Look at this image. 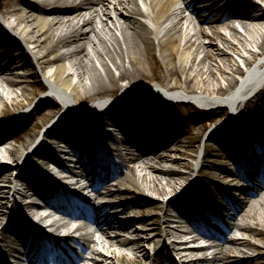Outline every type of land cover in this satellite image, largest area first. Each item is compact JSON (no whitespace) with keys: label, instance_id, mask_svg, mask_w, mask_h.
<instances>
[{"label":"bare ground","instance_id":"1","mask_svg":"<svg viewBox=\"0 0 264 264\" xmlns=\"http://www.w3.org/2000/svg\"><path fill=\"white\" fill-rule=\"evenodd\" d=\"M126 1L129 5H124V0H0V26H3L0 37L5 35V39L0 38V128L3 116L18 111L24 118L4 126L16 129L24 125L25 133L20 143L8 147L5 153L0 150V182L10 183L12 196L20 193L19 182H26L22 198L18 203L14 199L12 208L5 201L8 199L5 185H0V258L7 256L14 244L19 245L26 237L29 248L34 237L41 236L61 245L69 259L74 254V263L68 261V264L88 260L84 253L91 250L95 254L97 249L91 244L96 243L103 246L110 264H143L146 258L160 260L161 264H177L165 252L166 239L174 237L172 251L180 255L183 264H264V246L252 241L253 237L264 240V187L260 183L261 165L264 168V87L244 103L232 100L237 94L245 98L248 88H241L249 87L250 82L254 84L251 94L264 82V69L260 68V62L255 63L264 53V0H146L148 11L136 0ZM179 2L182 3L179 5ZM110 3H113L112 9H109ZM202 5L207 11H213L212 14L202 12L199 8ZM185 11H190V15H185ZM139 16H149L152 24ZM12 19L10 28L6 24ZM20 27H23L21 31ZM107 28L120 31L121 39L106 50L114 67L103 60L99 68L89 48L97 47L98 40L103 41L101 31ZM190 28L193 32L188 31ZM239 28L245 36L239 34ZM63 46L66 49L61 53L59 49ZM238 49L245 51L241 54L244 64L238 62L230 68L228 63L233 54L229 50L237 52ZM68 57L73 59L70 67L64 62ZM262 63L264 67V59ZM34 84L38 87L36 91L28 88ZM143 85L145 92L137 88ZM47 87H51L52 93L36 98L39 89ZM146 93L157 97L195 94L204 103L212 100L199 94L220 95L223 97L213 99L214 103L232 100L233 107L242 109L232 121L202 141L206 125L196 129V122H202L200 109L189 122L183 115L185 103L174 105L157 98L146 103L122 104L134 95ZM117 95L124 100L101 110L96 122V114L75 120L73 125H66L63 133H50L54 139L52 145L41 142L33 149L40 129L55 118L58 102L67 107L65 110L73 111L89 104V99L90 106L98 108L105 102L112 103L114 100L109 98ZM186 106L194 108V105ZM127 111L152 114L151 121L159 127L150 126V120L147 122L141 116L130 117ZM209 118L214 122L217 119L214 114ZM52 121L57 122L58 118ZM100 123L119 129L125 141L103 131L111 148L96 160L94 151L99 148L100 140L92 135L99 131ZM164 124L170 126L166 135ZM89 127L96 132L88 134ZM176 128L181 133L177 140L169 142L172 131L173 136L177 135ZM46 133L49 132L42 131L43 137ZM3 135L0 132V139ZM21 137L19 134L18 140ZM88 139L90 146L72 169L64 163L69 159L68 151H53L57 142L80 148L89 145ZM226 140L225 146L221 141ZM101 141L105 144V140ZM251 142L260 146L256 147L257 153L250 151L248 143ZM110 151V158L121 160L120 168L112 175H109L110 160H103ZM189 158L197 162L196 166ZM47 159L57 161L58 169L68 173L69 178L49 168ZM241 166L246 168L245 174L240 171ZM39 168L50 173L56 186L51 179L47 181ZM30 169L38 172L42 184L34 185L28 175ZM14 171L16 175L12 177ZM194 171H198L196 180L186 189L184 185L192 181ZM112 178L117 179L116 186L112 185L114 188ZM59 182L66 184L60 183L62 187L79 189L80 194L85 192L92 206L78 212L73 210L76 213L70 210L73 213L70 214L68 207L73 208L72 203L82 197L68 194L70 200L63 202L61 199L67 195L61 196L55 188ZM13 183H17L16 189ZM171 192L177 195L168 199L164 208L159 197ZM32 195L56 197V206L61 211L42 213L43 207L31 200ZM129 195L136 198L125 203L122 198ZM179 204L184 210H178ZM10 211L12 217L8 215ZM174 211L180 212L184 221L177 219ZM137 212L140 215L133 221L120 220ZM208 212L212 217L209 223L224 232L198 226V217L206 218ZM226 214L231 215L228 222L222 218ZM134 222L142 227H136ZM195 230L202 232L194 234ZM240 230L248 235L236 237ZM95 234L99 242L94 239ZM250 250L257 253L250 255ZM22 251L35 256L38 250L31 254L24 248ZM90 259L95 264H103L95 256Z\"/></svg>","mask_w":264,"mask_h":264},{"label":"rangeland","instance_id":"2","mask_svg":"<svg viewBox=\"0 0 264 264\" xmlns=\"http://www.w3.org/2000/svg\"><path fill=\"white\" fill-rule=\"evenodd\" d=\"M138 3H139V5H140V7L142 8V9H144V11H148L150 8H149V5H147L146 4V0H136ZM257 2H260V0H257ZM182 2H179V5L181 4ZM129 5L128 3H127V1L126 0H124V5ZM131 9L134 7L132 4H131ZM113 8V3H110L109 4V9H112ZM200 9H202L203 11L202 12H205V14L206 15H210V14H212V12L213 11H207L206 10V6H204V5H202V6H200L199 7ZM190 11H185V15H190ZM114 16V15H113ZM139 18L141 19V20H143V21H146V22H148L149 24H152V22H151V18L148 16V17H143V16H139ZM100 19L98 18V21H99ZM14 22V20L12 19L11 20V22L9 23H7L6 25H8L10 28L13 26L12 25V23ZM111 24V23H110ZM263 24H264V22H263ZM80 25H81V22H80ZM101 26V25H100ZM22 28L23 27H20L19 28V31H21L22 30ZM191 30V28L188 30V31H190ZM191 32H193L192 30H191ZM223 32L224 33H226L227 34V36L229 37L230 35H229V32L227 31V30H223ZM239 34L241 35V36H245L246 35V33L244 32V30L242 29V28H239ZM21 33V32H20ZM101 34H102V38H103V41H99L98 40V45H97V47H95V48H93L92 46H90V48H89V50H90V53H91V57L93 58V60H94V62H95V64L99 67V68H102V65H101V62L103 61V60H105L106 62H108L112 67H114L113 65H112V62L109 60V58L107 57V55H106V50L107 49H109V48H107V47H109L111 44H113V43H115L116 45H117V43H116V41L118 42V39H121V33H120V31H118V30H115V31H110L108 28L106 29V30H103V31H101ZM23 35V34H22ZM0 38H3V39H5V35H1V37ZM23 39H24V35H23ZM219 45L221 46V47H223L224 45L221 43V42H219ZM65 49H66V47H61L60 49H59V52H64L65 51ZM229 52H231L232 54H233V57H232V59H231V62L230 63H228V66L230 67V68H232V67H234V66H236V64H238V62H240L239 64H241V65H243L242 64V62H241V59H242V57H241V54H243V53H245V51L243 50V49H238L237 50V52H234V51H231V50H229ZM100 54H102V56H103V58H101V56H100ZM260 56H261V54H260ZM259 56V57H260ZM156 58H158V56L156 57ZM159 59V58H158ZM72 58L71 57H68L67 59H65L64 60V62H65V64L67 65V66H69L70 67V64L72 63ZM161 63V62H160ZM53 70V69H52ZM73 79L76 81L77 80V77L75 76V75H73ZM145 86L143 85V86H139V87H137V88H142V89H145L144 88ZM147 87H149V86H147ZM28 88L30 89V90H38L37 88L38 87H36L35 86V84L34 85H29L28 86ZM118 93V92H117ZM41 94V89H39V92L37 93V95L36 96H39ZM203 95H206V96H209L208 94H203ZM211 96H213V97H216V96H219V95H211ZM143 97H145L146 99L147 98H151V101L153 100L152 99V97H154L153 95H151V94H148V95H144ZM87 102L89 103V104H91V102H92V100L91 99H89V100H87ZM175 105V104H174ZM186 105H188V104H185V106H183V108H184V114L183 115H185L187 118H188V120H189V122H192L193 120L191 119V117H192V115L193 114H196V113H199L200 111L198 110V109H188L187 108V106ZM50 106V105H49ZM242 109V108H241ZM49 111L51 110V106L49 107V109H48ZM197 110V111H196ZM225 110H223V111H221V110H213V111H210L209 113H207V114H205V113H202L201 114V120H202V122H200V121H198V122H196L197 124H196V129L198 130V129H201L202 128V126H203V124H205L206 125V128L204 129V131H203V133H202V141H203V139L205 140L207 137H208V135L209 134H211V132H213V130H214V128H215V126H217L218 125V122H222V121H224V120H227V119H224L226 116H227V111H226V113L224 112ZM16 113V112H15ZM15 113H13V114H11V115H14ZM212 114H214L216 117H217V119H216V121L214 122V121H212V119L210 120V116L212 115ZM237 116V115H236ZM3 117H5V116H3ZM83 117H80V118H77L76 120H83L82 119ZM231 118V121H232V117H230ZM84 122V121H83ZM224 122H226V121H224ZM74 122H71V125L73 124ZM89 125V124H88ZM22 126V127H21ZM19 125L17 128H20L18 131H16V132H14V133H16L15 135H13V137H17L19 134H22V137L17 141V144L18 143H20L21 141H22V139H24L25 138V133H23V127H24V125ZM167 127H170V126H167ZM16 128V129H17ZM90 129H91V127H90ZM180 130V129H179ZM117 132V134H118V137H117V139H119L121 142L122 141H125V137L121 134V132L119 133L118 131H116ZM13 133V134H14ZM179 133H181L180 131H179ZM179 133H177V135L175 136V137H179ZM170 137L171 138H173L174 136L173 135H170ZM12 137H8L7 139V142L6 143H4L5 145H3V147H1L0 148V150L3 152V153H5L6 152V150H7V148L9 147V148H11V147H13L14 145V143H15V141L13 140V138L11 139ZM127 140V139H126ZM130 141V140H129ZM171 141H173L172 139L169 141V142H171ZM222 142V144L223 145H225L226 146V144L225 143H228L227 142V140H226V142H224V141H221ZM126 143H127V141H126ZM248 146L251 148V150H254V152H256L257 153V150H256V147L258 148H260V146H258V144H256V143H253V142H251V143H248ZM263 146H264V144H263ZM132 147V149H133V151H134V153H137V150L133 147V146H131ZM230 151V150H229ZM190 159V158H189ZM192 162H193V166H196V164H197V162L195 161V160H193V159H190ZM33 162V161H32ZM235 167L234 166H232V169L233 170H235L234 169ZM184 171L186 170L185 168H182ZM34 171H35V169H30L29 171H28V175L32 178V176H33V173H34ZM58 174H61V176H63L64 174H62V172H57ZM111 173V172H110ZM193 173V175H192V177H191V182H188L187 184H185L184 185V187L186 188V189H188L192 184H193V182L196 180V176L198 175V171H194V172H192ZM12 174V177H15V175H16V171H14V172H12L11 173ZM69 178V177H68ZM67 180V179H66ZM117 179H115V178H112L111 179V181H112V183H111V186L112 185H115L116 183H117V181H116ZM32 181H33V179H32ZM63 182V181H62ZM62 182H59V183H61L62 184ZM18 183V182H17ZM17 183H13L14 185H15V188L14 189H16V184ZM19 183H23V184H20V185H18L19 187H18V191H20V193H14V195L12 196V192L10 193V195H9V192H10V183L9 182H7V181H5V182H0V185H5L4 187L6 188V191H7V193H8V199H6L5 201L8 203V205H9V207H11L12 208V205H13V203H15V201H14V199H16V201H17V203L20 201V199L22 198V193H23V191H24V186L26 185V182L25 181H22V182H19ZM34 183V182H33ZM83 183H86V182H84L83 181ZM35 184V183H34ZM65 183H63V185H64ZM66 185V184H65ZM69 186V185H68ZM116 186V185H115ZM72 188H74V187H72ZM112 188H114V186H112ZM167 188H169V187H167ZM20 189V190H19ZM212 191H213V189H211ZM226 194H230L228 191H226V190H223ZM82 193V192H81ZM84 194V193H83ZM153 196H155V197H159V196H157V195H155V194H152ZM176 195H177V193H169L167 196H165V197H159L160 198V203L164 206V208H166L167 207V200L168 199H170V198H174V197H176ZM231 196H232V194H231ZM30 198H31V200L33 199V195L32 196H30ZM136 198V196H134V195H129V196H127V198L126 199H124V198H122V200L126 203V202H129V201H132V200H134ZM35 200L37 201V202H39L40 204L41 203H44V201L43 200H41V199H38V198H35ZM112 201H114V200H112ZM90 204H91V202H89ZM164 203V204H163ZM194 206H199L200 207V205H197V204H195ZM114 208H116V207H114ZM114 210H116V209H114ZM179 211H182V210H184V209H182V207L180 206V204H179V209H178ZM49 211H51V209H46V208H44L43 209V211L42 212H49ZM212 212V211H211ZM218 215H216V216H218V217H221V214L220 213H217ZM10 217H12V214H11V211L9 212V214H8ZM137 215H140V213L139 212H137V214H130V215H128V216H126V217H124V216H122V218H120V220L122 221H124V220H127V221H133L135 218H136V216ZM174 215H175V217L177 218V219H179V220H183L184 221V218L182 217V215L180 214V212H176V211H174ZM231 216V215H230ZM230 216L228 215V214H226V216L224 215V216H222V218H224L225 219V221L226 222H228L229 220H231L230 219ZM233 217H238V216H236V214H233ZM137 218H139V217H137ZM207 220L208 221H210V222H212V217H211V213H209L208 212V215H207ZM238 218H240V217H238ZM52 219H47V221H48V224H50L52 221H51ZM5 223V222H4ZM4 223H3V225H4ZM134 225L136 226V227H142L141 226V224H139L138 222H134ZM215 226L217 227V224H215ZM219 229L222 231L223 229H221V227H219ZM222 232H224V231H222ZM246 234L247 233H245L244 231H242V230H240V231H238L236 234H235V236L236 237H242V236H246ZM248 235V234H247ZM97 236H98V234H95L94 235V239L95 240H97L96 242H99V240L97 239ZM173 239H174V237H172V238H170V239H166V244H167V250L165 249V252H167V253H169V254H171V256H173V259H175L176 261H177V264H183V262H182V260H180V255L178 256L177 255V253H175V252H173L172 251V247H171V241H173ZM176 239H178V238H176ZM180 241V240H179ZM252 241L253 242H256V243H260L261 245H263L264 246V240H262V241H260V240H257L255 237H253L252 238ZM95 242V243H96ZM81 244H82V241H80V246H81ZM91 247H94V248H96L97 249V252H95V254L93 253L92 254V251L91 250H88L86 253H85V255L88 257V260H86V261H83V263L82 264H95V262L94 261H92L90 258L92 257V256H95V257H97V258H99L101 261H103V264H110L111 263V261H110V259H106V257L108 256L107 255V252H105L104 251V249L102 248L103 246H100L99 244H91ZM146 247H148V250H150L151 249V247H149V245L148 246H146ZM98 251H101L102 252V254H99V252ZM79 253H81V250L80 251H78ZM257 252H255V251H253V250H250V255H255ZM74 258V254L72 255V259ZM103 259H105V260H103ZM145 262H143V264H152V262L154 263V264H161L160 263V260H157V261H151L150 259H145L144 260ZM174 261V260H173Z\"/></svg>","mask_w":264,"mask_h":264}]
</instances>
